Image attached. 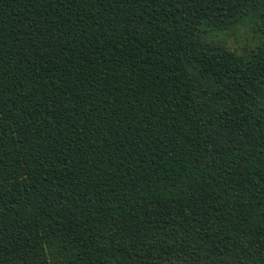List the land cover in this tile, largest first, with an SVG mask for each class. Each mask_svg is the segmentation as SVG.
<instances>
[{
	"label": "trees",
	"instance_id": "1",
	"mask_svg": "<svg viewBox=\"0 0 264 264\" xmlns=\"http://www.w3.org/2000/svg\"><path fill=\"white\" fill-rule=\"evenodd\" d=\"M0 264H264V0H0Z\"/></svg>",
	"mask_w": 264,
	"mask_h": 264
},
{
	"label": "rangeland",
	"instance_id": "2",
	"mask_svg": "<svg viewBox=\"0 0 264 264\" xmlns=\"http://www.w3.org/2000/svg\"><path fill=\"white\" fill-rule=\"evenodd\" d=\"M243 30L244 28L241 27L235 34L228 35V33L219 32L217 35L220 39L226 41L228 47L237 51L248 45V37L243 34Z\"/></svg>",
	"mask_w": 264,
	"mask_h": 264
}]
</instances>
